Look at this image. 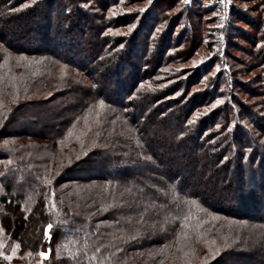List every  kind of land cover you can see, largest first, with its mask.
<instances>
[{"label": "trees", "instance_id": "16d2710c", "mask_svg": "<svg viewBox=\"0 0 264 264\" xmlns=\"http://www.w3.org/2000/svg\"><path fill=\"white\" fill-rule=\"evenodd\" d=\"M146 4L0 0V264H264V0ZM197 209L262 250L185 256Z\"/></svg>", "mask_w": 264, "mask_h": 264}, {"label": "rangeland", "instance_id": "374dc122", "mask_svg": "<svg viewBox=\"0 0 264 264\" xmlns=\"http://www.w3.org/2000/svg\"><path fill=\"white\" fill-rule=\"evenodd\" d=\"M123 32V31H120ZM208 40L210 39H205V41L209 42ZM242 47L245 46V44L243 43H239ZM248 49V47H246ZM245 48V49H246ZM132 53H135V51H133ZM236 57L241 58L240 57V53H238V51L233 50L232 52ZM7 62V61H6ZM5 62V63H6ZM161 138L156 137V140H160ZM174 166V165H173ZM181 166V165H180ZM180 166H176L177 168H181ZM175 167V166H174ZM211 173V169L210 168H206L205 170H199L196 172V174H199V178H201L204 174H209ZM4 189L0 183V197L4 196ZM235 199V198H234ZM233 197L229 198L227 197H223V199L220 201H222L221 205H225L228 203L231 204H236V199L234 200ZM197 208V207H196ZM193 214L200 215L199 219L202 220L201 223H198L196 225L197 231H196V236L197 237H191L192 235L184 233V235L181 237V240L179 242V246L181 247L180 252L184 253V255H188L190 257L194 258V252H189L191 250H193L194 248L198 249V258L204 261H208L211 260L215 255H213V252L216 248H223V245L225 243L229 244V241H232L231 238L232 237H237L239 238L241 235L245 241V245L246 248L245 250L250 249V250H262V246L260 245V243L257 242L258 237L252 235V234H258L259 232L256 233V231H258L257 229H254V226L251 224H239L238 222L235 221H229L226 220L224 218L221 217H214L212 216H203V213L205 211H199L198 209L196 211H192ZM201 212V213H200ZM242 226H245L247 229V232L245 233V230H241L240 228ZM240 233H242L240 235ZM245 233V234H244ZM248 233V235H247ZM233 234H235V236H233ZM244 234V235H243ZM250 235V236H249ZM191 238H195L194 240H192ZM4 237H3V233L0 229V247L2 244ZM242 239V238H241ZM241 239L239 240V242L237 243H242ZM196 240V242H195ZM215 241V244H212L211 241ZM193 243H196V247L194 246ZM244 245V246H245ZM210 249L212 251H210ZM262 254H264V251H261ZM244 264H249L248 262L244 263Z\"/></svg>", "mask_w": 264, "mask_h": 264}, {"label": "snow or ice", "instance_id": "6c2138e0", "mask_svg": "<svg viewBox=\"0 0 264 264\" xmlns=\"http://www.w3.org/2000/svg\"><path fill=\"white\" fill-rule=\"evenodd\" d=\"M120 2H121V4H123L124 3V0H120ZM153 2V0H148V4H146L145 5V7H142V8H139L138 9V11L139 12H141V13H143L144 11H146V8L149 6V5H151V3ZM189 2H190V0H182V3L184 4V5H187V4H189ZM32 3L34 4L35 3V0H32ZM228 3H230V0H219V4L221 5V6H227L228 5ZM25 7H27L28 5H24ZM85 7H87L88 5L86 4V5H84ZM131 11H133V9H129V12H131ZM110 15L111 16H115V15H117V13L116 12H110ZM216 15H219L220 16V20H224L225 19V14H220V13H217V12H213V16H216ZM136 24H131V25H129L128 26V32L130 33V32H132V30L133 29H135L136 28ZM217 27H220V28H223L224 27V25L223 24H218V25H216ZM109 32H111V33H113L114 35H127V33H120L118 30L117 31H114L113 29H109L108 30ZM157 31H159V29H157ZM205 43H207V41H205ZM121 47H123V45H121ZM258 47H259V45H258ZM21 59H24L23 57H21ZM195 64H196V62L195 61H193V66H195ZM220 69H219V66H217V69H216V71H219ZM212 75H215V73H212ZM205 80H207V77L205 78ZM93 87H95V85H93ZM221 103H223V101L222 100H219V99H217L216 100V102L214 103V104H212L211 105V107L212 108H215L217 105H219V104H221ZM103 104H104V102L103 101H100V106L102 107L103 106ZM206 111H207V109H206ZM200 114L199 113H197L196 114V117H198ZM195 119V118H194ZM194 122V120H190L189 121V123L191 124V123H193ZM231 130V129H230ZM262 142H264V141H262ZM85 155H86V153H84ZM80 157L78 156L77 157V159H79ZM0 175H2V174H0ZM48 183H51V181H48ZM53 207H55V205H53ZM185 219H188V217H185ZM160 230L161 231H163L164 230V228H163V224H161L160 226ZM184 227H187V225L185 224L184 225ZM53 228V224L52 223H49V224H47L45 227H44V238H45V240H51V238H52V236H51V232H50V230ZM211 243L212 244H215L216 242L213 240V241H211ZM19 247V245H16L15 246V248H18ZM228 247H230V245H228L227 243H225L224 245H223V248H228ZM15 248L13 249V251L15 252ZM98 251H99V249H97ZM50 251V250H49ZM210 251H212L211 249H210ZM220 251H221V248H216L215 250H214V252H213V255H219V253H220ZM0 255H3V253H0ZM39 256L40 257H42V258H45V259H47L48 258V256H49V252H45V251H41V252H39ZM9 259H11V257H8ZM205 264H206V262H205Z\"/></svg>", "mask_w": 264, "mask_h": 264}]
</instances>
